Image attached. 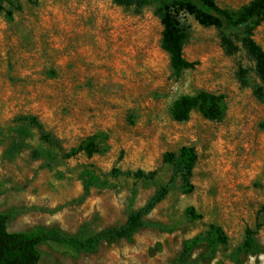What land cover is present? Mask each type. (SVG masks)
<instances>
[{
	"label": "rangeland",
	"instance_id": "obj_1",
	"mask_svg": "<svg viewBox=\"0 0 264 264\" xmlns=\"http://www.w3.org/2000/svg\"><path fill=\"white\" fill-rule=\"evenodd\" d=\"M252 0H215L239 11ZM34 2V4H33ZM0 12V217L10 215L9 234L57 230L84 242L122 226L155 191L171 168L163 156L195 149L194 191L176 181L166 199L131 240L103 244L94 254L66 246H38V264H179L184 246L220 226L226 245L212 253L197 247L186 264H264V256H236L247 228L264 246V89L255 64L233 32L205 28L192 17L184 59L196 64L179 79L161 50L162 27L155 4L140 14L112 0H4ZM238 51L227 53L222 39ZM264 50V25L253 33ZM219 98L220 117L209 121L195 109L185 123L172 118L183 97ZM36 116L66 152L91 143L96 153H63L39 141L36 132L14 157L15 118ZM37 156L34 158L33 153ZM156 172L151 181L125 173ZM93 177L83 198V179ZM194 208L202 221L190 222Z\"/></svg>",
	"mask_w": 264,
	"mask_h": 264
},
{
	"label": "trees",
	"instance_id": "obj_2",
	"mask_svg": "<svg viewBox=\"0 0 264 264\" xmlns=\"http://www.w3.org/2000/svg\"><path fill=\"white\" fill-rule=\"evenodd\" d=\"M0 0V12L3 11ZM32 2L33 0H28ZM112 3L126 10L140 14L150 5L155 4V16L162 27L161 50L169 57L171 74L179 79L183 72L193 70L196 66L184 59V45L188 39L189 26L184 23V17H192L200 26L233 32V38L244 51L247 58L255 64L258 79L264 87V50L254 41L253 33L264 25V0H252L239 11L220 8L215 0H112ZM34 4V2H33ZM222 45L230 55H234L238 48L234 41L222 39ZM260 95L264 89H260ZM197 109L205 119L215 121L220 117L219 98L200 93L195 97H183L174 102L172 118L177 123L189 120L192 111ZM15 139L13 146L6 152L7 158L14 157L24 148V143L34 131L39 141L48 148L63 153L64 159H71L78 153L92 157L96 148L91 143L81 145L77 150L65 151L62 141L49 132L45 125L33 115H20L15 118ZM36 158L37 153H33ZM198 156L194 148L181 147L176 152H169L163 156L162 163L171 168L169 182L158 188L153 196L139 210L132 212L122 226L108 228L95 234L84 242H79L57 230H39L31 235L9 234L6 224L10 215L0 217V264H38L37 248L44 243H54L66 246L75 254H94L103 244L131 240L139 231L146 227L145 218L161 203L170 192L171 186L180 182V190L189 195L194 191L192 182ZM136 180L151 182L156 178V172L137 171L125 173ZM93 177L88 174L83 179V198L87 197L92 186ZM186 217L190 222L202 221L203 216L196 213L194 208L186 209ZM264 227V222L258 228ZM255 232L247 228L244 232L242 244L236 249L235 255L260 254L264 256V246L257 243ZM228 237L225 231L217 225L210 224L203 236L189 241L183 249L179 264H186L188 256L197 247H207L212 253L220 246L226 245Z\"/></svg>",
	"mask_w": 264,
	"mask_h": 264
}]
</instances>
